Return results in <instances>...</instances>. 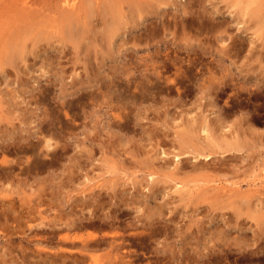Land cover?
Returning <instances> with one entry per match:
<instances>
[{
  "label": "rangeland",
  "instance_id": "obj_1",
  "mask_svg": "<svg viewBox=\"0 0 264 264\" xmlns=\"http://www.w3.org/2000/svg\"><path fill=\"white\" fill-rule=\"evenodd\" d=\"M14 1L0 0V48L6 49L7 53L11 48V52L12 47L18 45L15 42L20 41L24 34L26 38L22 37L26 44L23 45L27 51L21 53L23 59L21 55L17 58L22 59L16 60L15 63L19 64L14 67L17 68L0 60V197L5 196L3 189H6L7 196L14 201L12 210L8 212L9 219L5 213L6 206L0 210V264H54L59 258L56 256L55 261L54 256L58 254L65 256V259L61 258L65 263L60 261L61 264H109L108 261L112 263L117 253L115 246L120 247L119 242L125 246H121L123 250L119 249L122 255L128 253L134 258L137 254V264L150 260H155L153 264H178L179 261L191 264L189 259H185L187 254L207 252L211 245V232L232 213L235 204L228 198V189L239 187L241 191L252 194V198L258 200L256 202L264 204V48H261L264 3L261 6L259 0H254V4L252 0H202L201 8L192 4L194 0H171V5L159 11H167L172 23L174 16L185 12L189 18L195 10L192 14L195 20L191 17V22H197L198 16L203 14L208 19L215 16L224 22L223 30L211 27L213 24L202 35L195 30V25L184 29L167 27L169 29L165 32L161 28L151 29L141 37L142 44L138 43L133 30L136 22L132 24L131 19H127L126 9L123 11L124 21L126 23L127 19L129 27H125L130 31L122 27L123 33L121 28L111 42L98 35L100 37L90 40L88 49L83 51L81 47L73 50L71 44L62 43L61 36L53 29L62 24L61 19H57L65 9L62 0H37L42 9L39 12L35 6L38 11H35L36 21L34 17L32 21L28 18L26 21L20 12L21 1ZM154 2L148 0L149 6L146 3L143 6L145 12H142L143 8L140 11L145 19L152 18ZM9 3L17 4V8ZM184 5L187 7L185 11ZM248 5L251 6L250 12ZM257 5L262 9L252 16L251 10L254 11ZM238 10H242V14ZM187 11L191 12L190 15ZM8 13L16 18L10 16L13 23L7 21L6 16L11 15ZM248 13L250 17L246 15ZM61 18L63 22L66 20ZM29 27V33H25ZM64 27L60 29L66 35ZM210 28L214 29L213 33ZM13 29H16L15 34L11 33ZM219 29L224 33L216 35ZM35 32L39 33L38 36ZM46 32L51 33V38L49 35L46 37ZM52 33L55 35L51 36ZM219 34L224 35L221 37ZM10 35L13 36L10 38ZM191 36L202 41L197 42L198 39ZM16 37L20 39L16 40ZM148 37H154V40L150 41ZM122 41L126 46L120 49ZM174 42L181 45L192 43L197 49H200L197 46H202L207 53L198 57L193 51L176 47ZM163 43L161 52L157 53L156 46ZM166 45L168 49H165ZM224 47L226 51L231 50V54L235 51L236 57L222 55ZM75 51L80 52L79 56ZM166 54L183 59L182 70L174 72L176 70L173 69V72L164 74L154 71L152 66L160 65ZM189 59L194 63L187 61ZM3 66H7L6 69ZM45 128L52 134L48 135ZM48 136L52 144L50 148L45 145ZM236 142L244 149L236 153L232 150L228 154L230 152L226 149ZM19 146L28 152L18 153ZM163 153L168 157L164 159ZM175 154L182 157L179 171L172 166ZM196 154H211V159L194 158ZM151 174L153 180L150 179ZM175 182L184 184L189 191L187 194L192 192V196L179 202L178 193L172 192ZM82 204L86 209L81 207ZM109 214L116 218H106L108 224L102 219ZM151 218L157 221V233L147 225ZM74 220L91 226L83 230L76 226L69 228L67 224ZM99 220L103 221L102 224L98 223ZM224 221L223 225L225 223L226 228H231ZM243 222L245 228V224H250L249 220L244 219ZM54 225L57 229H53ZM113 225L116 235L112 232L115 230ZM136 227L138 229H134ZM245 232L249 234L252 231ZM229 233L231 237L237 236L234 227ZM89 234H96V241L100 243L101 240L102 246L107 244L103 246L106 250L101 246L98 250L91 248L78 253L84 247L79 238L86 239ZM66 235L68 239L62 243L60 236ZM112 240L115 248L111 246ZM131 251L136 254H131ZM73 254L75 257L81 255L76 259ZM259 261L242 264H264V260Z\"/></svg>",
  "mask_w": 264,
  "mask_h": 264
},
{
  "label": "bare ground",
  "instance_id": "obj_2",
  "mask_svg": "<svg viewBox=\"0 0 264 264\" xmlns=\"http://www.w3.org/2000/svg\"><path fill=\"white\" fill-rule=\"evenodd\" d=\"M21 2V7H19L21 10H20V12L23 14V16H24V18L26 17V21H27V18H28V21L30 20V21H32V19H33V17H34V19H35V21L38 19V17H37V15H36V13H35V11H37V7L39 8V12H40V10L42 9V8H40V5L37 3L38 1L37 0H20ZM63 2L62 3H64V10H62V9H60L61 7H60V5H59V9L60 10H58V12H60L61 10L63 11V12H61V15H59L60 16V18L58 17L57 19L58 20H63L62 18H61V16L63 17V18H65L66 20H64V22L63 21H61L60 20V22H62V24H63V26H62V24L59 26V24H58V26L59 27H54L53 29H55V32L56 33H58L61 37H60V40H61V42L63 43L64 42V44L65 43H69V45H70V47L72 46V48H73V50H79V48L81 49V50H83V51H85L86 49H88V46H89V41L90 40H92V39H96V37L98 36V35H100L102 38H103V40H107V41H112L113 40V37H114V35L115 34H117L116 32H118L119 30H121V28L122 27H124V29L126 28L125 26H128L129 24L127 23V19L128 18H130L131 19V22H132V24H133V22L135 21L136 22V25H135V23L133 24L134 25V27H133V30L135 31V35H136V38L138 39V43L140 44H142L143 42H142V40H140L141 39V37L147 32V31H150L151 29H158V28H161L163 31L162 32H165L166 31V29H169V28H167V27H183V29L184 28H188L189 27V25H192V26H194L195 25V27L194 28H197V29H195V30H198V32H199V34L200 35H202L203 33H204V31H205V29L206 28H208L209 27V25H211V24H213L211 27H220L221 29H222V27H224V26H222V25H224L221 21H219L218 20V18L217 17H215V16H213V17H210L209 19L208 18H206L205 16H204V14L203 15H201V14H199V15H201V16H198L199 18L198 19H196L197 20V22L196 21H194V22H191V20L189 19V18H193V16H192V14L194 13L193 11H195V10H192V14L190 15V11L188 12L187 11V13H189L188 15H190V17L189 18H187V16H185V12H183V13H181V15H179V16H174V21H173V23H172V21H170L169 19H168V15L169 14H167L165 11H163V13H160V11H159V9H161L162 7L164 8V6H169V5H171L172 4V2H171V0H152V1H155L154 2V4H153V6H155V10L153 11V12H151V14H152V18H150V19H145V17H143L142 15H141V13L142 12H145V6H146V4H148L147 6H149V3H147L148 2V0H88L87 2H85L84 0L82 1V0H79V1H76V0H62ZM201 1L202 0H194V1H192V4H194V5H198L199 7H201L202 5H200L201 4ZM256 1V0H255ZM258 1V0H257ZM5 2V1H4ZM15 2V1H14ZM16 2H17V0H16ZM15 2V3H16ZM58 2H59V0H58ZM84 2V3H83ZM188 2V1H187ZM240 3H241V1H239ZM258 2H260L261 3V6H262V3H264V2H262V0H259ZM11 3V2H10ZM9 3V4H10ZM19 3V2H18ZM47 3V2H46ZM146 3V4H145ZM153 3V2H152ZM151 3V4H152ZM252 3L254 4L255 2H254V0H252ZM260 3H258V4H260ZM2 4V3H1ZM48 4V3H47ZM61 4V3H60ZM184 4V3H183ZM188 4V3H187ZM7 5V4H6ZM10 5H14V6H16L15 4H10ZM43 5H44V3H43ZM57 5V4H56ZM145 5V6H144ZM252 5V4H251ZM19 6H20V4H19ZM35 6H37V7H35ZM47 6V5H46ZM144 6V7H143ZM249 6V5H248ZM261 6L259 5H257V7L254 9V11H252L251 10V15L253 16V15H255V14H257L262 8H261ZM7 7V6H6ZM14 8V7H13ZM16 8H17V6H16ZM19 8L17 9V10H19ZM56 8V7H55ZM142 8H143V10L144 11H142ZM182 8H184V11L186 10V5H184ZM189 8V7H188ZM190 8H192V6L190 7ZM198 8V7H197ZM196 8V9H197ZM202 8V7H201ZM261 8V9H260ZM127 9V11H128V14H129V17H127V19H126V23H125V21H124V13L125 12H123L124 10H126ZM149 9V8H148ZM147 9V10H148ZM193 9V8H192ZM194 9H195V7H194ZM199 9V8H198ZM197 9V10H198ZM239 9H241V8H239ZM243 10H244V8H242ZM249 9H251V6H249V8H248V10ZM264 9V8H263ZM167 10V9H166ZM187 10H190V9H187ZM200 10V9H199ZM202 10V9H201ZM247 10V11H248ZM13 11V10H12ZM140 11H142L141 13H140ZM239 11V10H238ZM242 10H240L238 13L239 14H242V12H241ZM246 11V10H245ZM8 12V11H7ZM16 12V11H15ZM15 12H11L13 15H14V13ZM38 12V11H37ZM147 12V11H146ZM197 12V11H196ZM199 12H201V11H199ZM204 12H205V10H204ZM237 12V11H236ZM249 12H250V10H249ZM11 13H8V14H11ZM33 13H35V14H33ZM45 13H47V14H49L48 12H45ZM62 13H63V15H62ZM127 13V12H126ZM148 13H150L149 11H148ZM208 13V12H207ZM206 13V14H207ZM244 13V12H243ZM9 15V16H6L8 19H7V21H12V23H13V21L14 20H12L11 19V17L10 16H12V18L14 19L16 16H17V14L15 13V17L13 16V15ZM37 14H39V13H37ZM60 14V13H59ZM144 14V13H143ZM195 14H197V13H195ZM6 15V14H5ZM19 15H20V13H19ZM244 15V14H243ZM247 16H249V13L248 14H246ZM36 17H37V19H36ZM237 17V16H236ZM250 17V16H249ZM24 18H22V19H24ZM32 18V19H31ZM173 18V17H172ZM262 18V17H261ZM11 19V20H10ZM16 19V18H15ZM17 19H18V17H17ZM194 19V18H193ZM19 20H20V18H19ZM19 20H18V22H19ZM58 20H56V21H58ZM149 20V21H148ZM195 20V19H194ZM40 21H41V19H40ZM66 21H67V23H66ZM193 21V20H192ZM262 21H264V19L262 18ZM22 22V21H21ZM130 22V21H129ZM216 22V23H215ZM32 23V22H31ZM37 23V22H36ZM35 23V24H36ZM57 23V22H56ZM192 23V24H191ZM261 23V25L263 24L262 22H260ZM260 23H258L259 25H260ZM67 24V25H66ZM128 24V25H127ZM30 25V24H29ZM64 25H65V27H64ZM196 25H197V27H196ZM259 25H258V27H259ZM51 26V25H50ZM132 26V25H131ZM60 27L63 29V27H64V29H65V34L66 35H63V30L62 29H60ZM129 27V26H128ZM225 27H226V25H225ZM257 27V26H256ZM262 27H264V24L262 25ZM18 28H20V27H18ZM38 28H40V27H38ZM43 28V27H42ZM42 28H41V31H42ZM192 28V27H191ZM194 28H192L193 30H194ZM216 28V29H217ZM227 28H229L228 26H227ZM261 28V27H260ZM17 29V28H16ZM15 29V30H16ZM21 29V28H20ZM20 29H17V30H20ZM26 29H27V27H26ZM29 30H26V32L25 33H29V31H30V27L28 28ZM34 29L36 30L37 29V27L35 28L34 27ZM46 28L44 27V30H45ZM100 29H101V31H100ZM126 29H128V28H126ZM211 29V28H210ZM209 29V30H210ZM257 29H259V28H257ZM14 30V29H13ZM15 30L14 31H11V33H14L15 32ZM43 30V31H44ZM51 30V29H50ZM129 30V29H128ZM131 30V29H130ZM129 30V31H130ZM194 30V31H195ZM206 30H208V29H206ZM212 30V29H211ZM210 30V32H214L213 30L211 31ZM218 30V29H217ZM223 30V29H222ZM225 30V29H224ZM229 30V29H228ZM226 31V35L229 33V31ZM262 30V29H261ZM28 31V32H27ZM40 31V30H39ZM39 31H37V32H39ZM47 31V30H46ZM48 31H49V29H48ZM6 32V31H5ZM10 32V31H9ZM8 32V33H9ZM18 32H20L21 33V31H18ZM18 32H17V34H18ZM120 32V31H119ZM155 32V31H154ZM206 32V31H205ZM220 32H222V31H220V29H219V31L217 32V34L216 35H218V33H220ZM228 32V33H227ZM33 33H34V31H33ZM36 33V32H35ZM40 33V32H39ZM39 33H36L37 34V36H38V34ZM47 33V32H46ZM121 33H123V28H122V32ZM160 33V32H159ZM208 33H209V31H208ZM222 33H224V32H222ZM255 33V32H254ZM15 34V33H14ZM50 32H49V34L47 33V35H46V37L49 35V38H51L50 37ZM255 34H257V33H255ZM263 34H264V30H263ZM9 35V34H8ZM25 38H26V36L24 35V34H22ZM22 35H21V40L20 41H17V42H19V43H17V42H15V44H18L17 45V47L16 46H14V47H12V51L11 52H9L10 51V49H7V50H9L8 51V53L6 52V49H4V48H0L1 49V53H0V55H4L5 53H7L6 55H4L3 57L2 56H0V60L1 61H3L4 60V63H9V64H11V65H13V67L15 66V65H18L19 64V62H18V64L17 63H15L16 62V60H18L17 58L21 55V53H23L24 52V54L26 53V51H27V49L25 48V46L23 45V40L25 39L24 37H22ZM27 35V34H26ZM43 35V34H42ZM55 34L54 33H52V35L51 36H54ZM221 37H223V35H221V34H219ZM229 35V34H228ZM227 35V36H228ZM3 36V35H2ZM11 36H13V35H10V38H11ZM15 36V35H14ZM18 36H20V35H18ZM27 36H29V34L27 35ZM31 36V35H30ZM35 36V35H34ZM100 36H98V37H100ZM194 36H196L195 34H194ZM215 36V35H214ZM260 36V35H259ZM261 36H262V34H261ZM8 37V36H7ZM179 37V36H178ZM178 37H176V41H177V38ZM189 37V36H188ZM192 37V36H191ZM197 37H198V35H197ZM205 37V36H204ZM230 37H232V36H230ZM13 38H15V37H13ZM53 38H55V37H53ZM115 38V37H114ZM149 39H150V37H148ZM154 38V37H153ZM152 38V39H153ZM179 38H182V37H179ZM193 38V37H192ZM196 38V37H195ZM195 38H193V39H195ZM202 38H203V36H202ZM218 38V37H217ZM220 38V37H219ZM234 38V37H233ZM258 38H261V37H258ZM2 39H4V38H2ZM18 39H20L19 37L17 38L16 37V40H18ZM33 39H34V37H33ZM152 39H150V41L152 40ZM172 39V38H171ZM174 39V38H173ZM185 39V38H184ZM184 39H183V41H184ZM187 39H190V38H187ZM186 39V40H187ZM192 39V40H193ZM196 39H198V38H196ZM227 39H228V37H227ZM257 39V38H256ZM1 40V39H0ZM16 40H14V41H16ZM26 40V39H25ZM27 40H29L28 39V37H27ZM40 40H41V38H40ZM45 40V39H44ZM154 40V39H153ZM182 40V39H181ZM200 39H198L197 40V42H200V41H202V40H200ZM206 40L207 41H209V39H208V37L206 38ZM231 40V39H230ZM236 40V39H235ZM259 40V39H258ZM9 41H11V40H9ZM30 41V40H29ZM33 41V40H32ZM31 41V42H32ZM85 41V42H84ZM146 41V40H145ZM160 41H162V39L160 40ZM160 41L158 42V44H160ZM172 41V40H171ZM175 41V40H174ZM0 42H2V41H0ZM21 42V43H20ZM40 42V41H39ZM61 42H59V43H61ZM84 42V43H83ZM103 42V41H102ZM149 42V41H148ZM154 42H156V41H154ZM153 42V43H154ZM221 42H222V40H221ZM220 42V43H221ZM234 41H233V39H232V43H233ZM33 43V42H32ZM31 43V44H32ZM47 43L49 44V42L47 41ZM92 43V42H91ZM96 43V42H95ZM120 43H121V41H120ZM147 43V42H146ZM166 43H168V42H166ZM172 43H173V41H172ZM182 43V42H181ZM188 43H190L189 42V40H188ZM187 43V45L185 44V45H181L180 43L179 44H175V42H174V44L176 45V47H179V48H181V49H183V50H188V51H193V54L194 55H198V57H200V55H201V53H203V54H206L207 52H205L206 50V48H202V46H197L198 48H200V49H197V48H195V46H193V45H191V44H188ZM223 43H224V41H223ZM7 44V43H6ZM24 44H26V43H24ZM30 43H29V45H31ZM35 44V43H34ZM47 44V45H48ZM93 44V43H92ZM100 45H102V44H104V42L101 44V42L99 43ZM148 44V43H147ZM201 44V43H200ZM225 44V43H224ZM224 44H223V46H224ZM251 44V47H252V42L250 43ZM253 44H255V43H253ZM12 45V44H11ZM91 45V44H90ZM163 45H165V43H163V44H161L160 45V47L159 46H156V51H157V53H159V52H161V48H162V46ZM202 45H204V42H203V44ZM207 45V44H206ZM234 45V44H233ZM6 46H10V45H6ZM41 46H42V44H41ZM97 46H99V45H97L96 44V48H97ZM103 46H105V44L103 45ZM124 46H126V43H123V41H122V44H121V46H120V49L121 48H123ZM168 45H166L165 46V49H168V47H167ZM231 46H232V44H231ZM238 46V45H237ZM255 46V45H254ZM3 47H4V45H3ZM32 47H33V44H32ZM36 46H34V48H35ZM44 47V46H43ZM42 47V48H43ZM49 47V46H48ZM91 47V46H90ZM102 47V46H101ZM111 47V46H110ZM207 47V46H206ZM210 47V46H209ZM229 47V46H228ZM234 47H236V46H234ZM233 47V48H234ZM14 48V49H13ZM170 48H172V47H170ZM208 48V47H207ZM211 48V47H210ZM230 48V47H229ZM232 48V49H233ZM253 49H254V47H252ZM252 48H249L250 50L249 51H251V49ZM259 47H257V49H258ZM261 48L263 49L264 48V36H262V43H261ZM31 49V48H30ZM36 49V48H35ZM44 49V48H43ZM42 49V50H43ZM50 49V48H49ZM63 49V48H62ZM62 49H60V50H62ZM98 49V48H97ZM102 49V48H101ZM103 49H104V47H103ZM105 49L107 50V48L105 47ZM119 49V50H120ZM212 49H214L213 47H212ZM217 49V48H216ZM32 50V49H31ZM30 50V51H31ZM44 50H46V49H44ZM117 50H118V48H117ZM142 50V49H141ZM224 50H225V47H224ZM224 50H222L221 49V51H223V54L222 55H227L228 57L229 56H233V55H235V57H236V54H235V51H234V54H231V50H228V51H224ZM36 51V50H35ZM35 51H34V53H35ZM39 51V50H38ZM63 51V50H62ZM65 51V50H64ZM63 51V52H64ZM72 51V50H71ZM92 51V50H91ZM95 51H96V49H95ZM103 51V50H102ZM214 51V50H213ZM233 51V50H232ZM239 51V50H238ZM32 52V51H31ZM89 52V51H88ZM97 52V54H95L96 55V57H97V55H98V51H96ZM33 53V54H34ZM80 53V52H79ZM79 53H77V51H75V54H79ZM83 53V52H82ZM93 53H94V50H93ZM219 53H220V51H219ZM218 53V54H219ZM222 53V52H221ZM236 53H238V52H236ZM251 53V52H250ZM253 53H256V52H253ZM252 53V54H253ZM259 53V52H258ZM264 53V52H263ZM32 54V53H31ZM107 54H108V52H107ZM188 54H190L189 52H188ZM217 54V55H218ZM86 55V54H85ZM250 55V54H249ZM24 56V55H23ZM75 56V55H74ZM79 56V55H78ZM160 56H161V54H160ZM253 56V55H252ZM251 56V57H252ZM256 56H257V54H256ZM100 57V56H99ZM155 57V56H154ZM255 57V56H254ZM253 57V58H254ZM21 58H22V55H21ZM81 58V57H80ZM79 58V59H80ZM183 58V57H182ZM219 58H223V56H220ZM234 58V57H233ZM261 58H262V56H261ZM23 59V58H22ZM22 59H19V60H22ZM188 59V58H187ZM257 59H258V57H257ZM18 60V61H19ZM76 60V59H75ZM89 60V59H88ZM255 60V59H254ZM70 61V60H69ZM87 61V60H86ZM187 61H189L190 63H194V62H192V60L190 61V59L189 60H187ZM75 62V61H74ZM79 62V61H78ZM182 62H183V59H181V58H179V57H172L171 55H169V54H166V56H164L163 57V59L161 60V63H160V65H153L152 66V68L154 69V71L155 70H159L158 71V73H167V72H173V69H175L176 71H174V72H178V71H180V70H182L181 69V67H182ZM3 63V62H2ZM71 63V62H70ZM86 63V62H85ZM88 63H89V61H88ZM155 62H153V64H154ZM8 64V65H9ZM0 65H1V63H0ZM7 65V64H6ZM7 65V66H8ZM86 65H87V63H86ZM7 66H3L4 68L5 67H7ZM18 67V66H17ZM17 67H14V68H17ZM75 67V66H74ZM2 68V66H0V69ZM6 69V68H5ZM86 69V68H85ZM4 71V69L2 70V72ZM7 71H8V69H7ZM139 71V70H138ZM10 72V71H9ZM125 72H127V71H125ZM157 72V71H156ZM46 73V72H45ZM44 74V73H43ZM77 74V73H76ZM45 75V74H44ZM166 76H168V75H166ZM165 76V77H166ZM170 76V75H169ZM171 77V76H170ZM73 78V77H72ZM167 79V78H166ZM171 79V78H170ZM73 81H75V80H73ZM167 81H169V79H167ZM167 83H169V82H167ZM259 84V83H258ZM75 85V84H74ZM81 86H79V88H80ZM205 88V87H204ZM81 90V89H80ZM81 94V93H80ZM83 97V96H82ZM82 97H81V99H82ZM78 98V97H77ZM80 98V97H79ZM85 112H88V111H85ZM89 114V113H88ZM52 126V125H51ZM50 126V127H51ZM53 128V127H52ZM46 129V128H45ZM43 131V130H42ZM53 131H55V130H53ZM204 131L206 132V130L204 129ZM45 132H47V134L48 133H50V135L52 134V131L50 132V130H48V129H46L45 130ZM42 133V132H41ZM209 133V132H208ZM43 134V133H42ZM47 134H45V135H47ZM54 134V133H53ZM56 134V133H55ZM49 135V134H48ZM207 135V134H206ZM209 135V134H208ZM49 137V136H48ZM47 137V140H45L46 142V147L47 148H50L51 147V145L52 144H50L51 142H49V141H51V140H49L50 139V137L48 138ZM45 138V137H44ZM17 143V142H16ZM18 145H19V143H18ZM22 145V144H21ZM26 145V144H25ZM28 145V144H27ZM45 145H44V147H45ZM232 146L231 147H229V144H228V146L227 147H229V149L227 148L226 150L228 151V152H230V153H228V154H231V151L233 150L235 153L238 151H241V150H243L244 148L242 147V146H240L241 144H238L237 142L236 143H232L231 144ZM16 146V145H15ZM13 147H14V144H13ZM13 147H11V148H13ZM3 148V147H2ZM10 148V147H9ZM18 148V147H17ZM30 148V147H29ZM33 148V147H32ZM31 148V149H32ZM55 149V148H54ZM57 149V148H56ZM18 151V153H22V152H26V150L27 149H24V147H22V146H19V148L17 149ZM47 150V149H46ZM46 150H44L43 152H44V154H46L45 152H47ZM90 150V149H89ZM14 151H15V149H14ZM33 151V150H32ZM49 151V150H48ZM27 152H28V150H27ZM35 152H37V151H35ZM42 152V153H43ZM53 154V153H52ZM210 155L211 154H209V155H203V154H196L195 156H194V158H199V157H203V158H205V159H207V160H209V159H211V157H210ZM233 155V154H232ZM42 156H43V154H42ZM51 156H54V155H51ZM163 157H164V159L165 158H167L168 156H167V154L166 153H163V155H162ZM226 156H227V154H226ZM229 156V155H228ZM45 157V156H44ZM162 157V158H163ZM227 158V157H226ZM219 159V158H218ZM42 160V159H41ZM182 160V157H180V155L179 154H175V155H173V160H172V162H173V169H177L176 171H179L178 169V165H179V163L181 164V161ZM222 161H223V159H222ZM36 162H38L39 163V161H36ZM42 161H40V163H41ZM219 162V161H218ZM229 162V161H228ZM47 163V162H46ZM219 164V163H218ZM223 164H224V162H223ZM223 164H221L220 163V165H223ZM196 166H198V165H196ZM194 168H196L195 166H194ZM28 169V168H27ZM172 169V170H173ZM197 169H199L198 167H197ZM11 170V169H10ZM213 170H214V168H213ZM23 171V170H22ZM198 171H200V170H198ZM9 172V171H8ZM23 173V172H22ZM24 173H25V171H24ZM171 173H175V172H172L171 171ZM176 173H178V172H176ZM175 173V174H176ZM1 174V173H0ZM4 174V173H3ZM15 174V173H14ZM13 174V175H14ZM19 174V173H18ZM5 176H6V174H5ZM207 176V175H206ZM2 178V177H1ZM150 179L151 180H153L152 179V174H151V176H150ZM10 180H11V178H10ZM9 180V181H10ZM5 182V181H4ZM4 182H3V185H4ZM12 182V181H11ZM1 183V182H0ZM13 183V182H12ZM5 185H6V182H5ZM8 187H9V185H8ZM15 187V186H14ZM148 190V189H147ZM228 190H230V191H226L228 194H229V197L228 198H230V199H233L234 201V203H232V204H235L234 206H233V210H232V213L229 215V216H227V219H226V221H224V219H225V215L223 216L224 218L222 219L224 222H226V223H229L230 225H231V228H233L234 227V229H236V232H237V236H234V237H231L230 236V233H229V231H231V228L230 227H228L227 226V228H226V225H225V223H224V225H223V221H222V223L221 222H219V223H221V224H219L220 226H218V229H215V231H213V232H211V239H210V243H211V245L210 246H208V248H207V252H201V251H197L196 253H195V255H193V254H191L192 255V257H191V255H189V254H187L188 255V257H185V259H189L190 260V262L189 263H191V264H242V262H244V263H247V262H253L254 263V261L256 260H260L259 262H261V260H264V204H261V202L259 203V202H256V201H258V200H254L253 198H252V194H250L249 192H243V191H241V188H239V187H233L232 189L230 188V189H228ZM187 191H188V189H186L185 187H184V184H179V183H174V185H173V187H172V192H175V193H178V195H177V198L179 197V202H181L182 200H184V199H187L188 197H191L192 196V192H190L189 194H187ZM3 192H5V196L4 197H0V210L2 209V207L3 206H6V217H7V219H9V211H11L12 209V206H13V200H12V198L10 197V196H7L8 195V191L6 190V189H3ZM189 192V191H188ZM225 192V193H226ZM219 193V192H218ZM11 195V194H10ZM227 195V194H226ZM42 197V196H41ZM146 197H147V194H146ZM180 199H181V201H180ZM128 201V200H127ZM230 201V200H229ZM261 201V200H260ZM103 202V201H102ZM125 202V201H124ZM138 202H140V201H138ZM263 202V201H262ZM116 203V202H115ZM119 203V202H118ZM137 203V202H136ZM111 204V203H110ZM135 204V203H134ZM134 204H131V205H134ZM144 204L146 205L147 203H145L144 202ZM261 204V205H260ZM84 205H85V203H84ZM86 205H88V206H86V207H90L89 206V204H86ZM127 205H128V203H127ZM138 206H140L139 204H137ZM136 205V206H137ZM144 205V206H145ZM83 206V204L81 205V207ZM117 206H119V205H117ZM130 206V205H129ZM135 206V205H134ZM116 207V206H115ZM125 207V206H124ZM14 208V207H13ZM127 208H129L128 206H127ZM140 208V207H139ZM11 209V210H10ZM83 209H86L84 206H83ZM112 209H114V208H112ZM136 209V211L139 213V211L137 210V208H135ZM122 210V209H121ZM120 210V211H121ZM124 210V209H123ZM122 210V211H123ZM128 210V209H127ZM134 210V209H133ZM142 210H144V208L142 207ZM81 211V210H80ZM80 211H78V213L80 214L81 212ZM90 211V210H89ZM130 211V210H129ZM135 211V210H134ZM135 211V212H136ZM140 211H141V209H140ZM84 212V211H83ZM103 212V211H102ZM133 212V211H132ZM131 212V213H132ZM136 212V213H137ZM143 211H141V213H142ZM13 213V212H12ZM15 213V212H14ZM120 213V212H119ZM3 214V213H2ZM79 214H78V216H79ZM100 214H101V212H100ZM106 214H108V211H107V213ZM122 214V213H121ZM85 215H89V213L88 214H85ZM95 215V214H94ZM97 215V214H96ZM99 215V214H98ZM110 215V214H109ZM105 215V218H103L102 220L105 222V223H108L109 224V221H107L106 222V218H108V219H111V220H114L115 218H116V216H114V214L113 215ZM123 215V214H122ZM82 216V215H81ZM102 216V215H101ZM136 216H138V217H140L139 215H136ZM99 217H100V215H99ZM132 217V216H131ZM221 218H222V216H220ZM77 218V217H76ZM248 222V220L250 221L249 223V225H248V223L247 224H245L246 225V228H245V226H244V219ZM82 219V218H81ZM80 219V220H81ZM100 219V218H99ZM120 219H122V218H120ZM242 219H243V221H242ZM80 220H78L77 222H76V220H74L73 222L71 221L70 223H68L67 224V226L69 227V228H72V226H76L78 229H81L82 228V230H83V228H85L86 226H91L90 224H87V225H83L81 222H80V224H78V222L80 221ZM97 220V219H96ZM100 221V222H98V223H101V222H103V221ZM138 220H139V218H138ZM141 220V219H140ZM142 220H143V218H142ZM150 220H152L151 222H149L147 225L148 226H150V230L152 231V232H154V233H157L158 232V226L156 225V223H157V221H155L154 222V219H150ZM83 221V220H82ZM130 221V220H129ZM93 222H95V220H93ZM97 222V221H96ZM95 222V223H96ZM111 222V221H110ZM146 222V221H145ZM148 222V221H147ZM59 223V222H58ZM135 223H137V222H135ZM139 223V222H138ZM141 223V226H142V222H140ZM61 224V223H60ZM102 224V223H101ZM112 224H113V222H112ZM121 224V223H120ZM134 224V223H133ZM49 224H47V226H48ZM51 225V224H50ZM49 225V226H50ZM55 225H57V222L55 223ZM54 225V226H55ZM64 225V224H63ZM99 225V224H98ZM97 225V226H98ZM116 225V224H115ZM115 225H113L114 227H112V228H114L115 229ZM132 225V224H131ZM233 225V226H232ZM248 225V226H247ZM61 226H62V224H61ZM96 226V225H95ZM96 226V227H97ZM103 226V225H102ZM101 226V227H102ZM105 226V225H104ZM108 226H110V225H108ZM107 226V227H108ZM118 226V225H117ZM140 226V227H141ZM58 227H59V225H58ZM92 227H93V225H92ZM111 227H109V228H111ZM128 227H129V225H128ZM131 227V226H130ZM133 227V226H132ZM138 227H139V225H138ZM54 228H56V226L55 227H53V229ZM66 228V227H65ZM160 228V227H159ZM52 229V228H51ZM52 229V230H53ZM57 229V228H56ZM76 229V228H75ZM94 229V228H93ZM129 229V228H128ZM134 229H138L137 227L136 228H134ZM148 229V230H149ZM253 229V230H252ZM61 230H62V227H61ZM71 230V229H70ZM77 230V229H76ZM96 230H98V229H96ZM96 230H95V232H96ZM112 230V229H111ZM119 230V229H118ZM117 230V231H118ZM147 230V229H146ZM145 230V231H146ZM160 230V229H159ZM163 230V229H162ZM168 230V229H167ZM170 230V229H169ZM168 230V231H169ZM246 230H249V231H252L253 232V234L251 235L250 233H252V232H250L249 234H247L245 231ZM58 231H59V229H58ZM106 231V230H105ZM104 231V232H105ZM115 232V234L114 235H116L117 233H116V229L115 230H112V232ZM167 231V232H168ZM235 231V230H234ZM11 232V234H12V231H10ZM61 232V231H60ZM63 232H65V231H63ZM66 232H67V229H66ZM113 232V233H114ZM150 232V231H149ZM160 232V231H159ZM248 232V231H247ZM48 233V232H47ZM134 233V232H133ZM151 233V232H150ZM160 233H162V232H160ZM67 234V233H66ZM12 235H14V234H12ZM27 235H30V234H27ZM152 235H154V234H152ZM58 236V235H57ZM119 236V235H118ZM155 236V235H154ZM157 236V235H156ZM79 237V236H78ZM117 237V236H116ZM60 238H61V240H62V243H63V240L65 241V240H67L68 239V236L66 235V236H60ZM101 238V237H100ZM151 238V237H150ZM77 239V238H76ZM80 240H81V243L83 242V245H84V247H82L83 249L81 250H77L78 251V253H81V252H87V251H90L91 250V248L92 249H94L95 248V250H98L99 249V247H101L102 245V242H101V240H100V243L98 242V241H96V239H97V235L96 234H89L88 235V238H84V237H80L79 238ZM91 240V241H90ZM92 240H94L93 242H92ZM103 240V239H102ZM253 240H255V242H252ZM74 241V240H73ZM77 241V240H76ZM88 241H90V242H88ZM107 241V240H106ZM106 241H104V242H106ZM117 241V240H116ZM49 242V241H48ZM47 242V243H48ZM59 242V241H58ZM72 242V241H71ZM75 242V241H74ZM78 242V241H77ZM80 242V241H79ZM112 242V247H113V240L111 241ZM115 242V241H114ZM124 242H126V241H124ZM129 242V241H128ZM138 242V241H137ZM65 243V242H64ZM130 243V242H129ZM105 244V243H104ZM103 244V246H105V245H107V244H105L104 245ZM142 244V243H141ZM116 245H117V243H116ZM119 245H120V247L122 246L121 244H120V242H119ZM130 245V244H129ZM135 245V244H134ZM72 246V245H71ZM102 246V247H103ZM124 246V245H123ZM122 246V247H123ZM131 246V245H130ZM151 246V245H150ZM81 247V246H80ZM115 247H117L115 250H117L116 252L117 253H115L114 254V258L111 260V262L112 263H110V261H108L109 262V264H137L138 262V260H137V254H136V252L134 253V255H135V257L134 258H132L131 257V255L130 254H128V253H125L124 255H122L121 253H120V247H118V246H115ZM115 247H113V248H115ZM122 247H121V249H122ZM125 247V246H124ZM127 247H128V245H127ZM72 248V247H71ZM70 248V249H71ZM77 248V247H76ZM104 248V247H103ZM73 249V248H72ZM72 249H71V251H72ZM105 249V248H104ZM104 249H102V250H104ZM62 250V249H61ZM106 250V249H105ZM123 250V249H122ZM157 250V249H156ZM206 250V249H205ZM50 252L49 253H51L52 252V250L50 249L49 250ZM67 251V250H66ZM93 251V250H92ZM137 251V250H136ZM150 252H154V251H151V249L149 250ZM59 252V251H58ZM68 252V251H67ZM110 252V251H109ZM108 252V253H109ZM111 252H112V250H111ZM123 252V251H122ZM149 252V253H150ZM64 253V252H63ZM70 253V252H69ZM68 253V254H69ZM131 254H133L132 253V251L130 252ZM45 254H46V252H45ZM54 254V253H53ZM57 254V253H56ZM72 254V253H71ZM110 254V253H109ZM49 255V254H48ZM63 255V254H62ZM61 254H58V255H53L54 256V258L57 256V258H58V261H56V258H55V263L56 264H61L62 262H64L65 263V261H63L62 259H65V256H62ZM66 255V254H65ZM75 254H73L72 256H74ZM78 255V254H77ZM79 255H81V254H79ZM78 255V256H79ZM87 255V254H86ZM91 255V254H90ZM95 255V254H94ZM112 255H113V253H112ZM145 255V254H144ZM69 256V255H68ZM76 256V255H75ZM74 256V257H75ZM77 256V257H78ZM88 256V255H87ZM130 256V257H129ZM148 256V255H147ZM151 256V255H150ZM45 257H47V256H45ZM44 257V258H45ZM77 257H75L76 259H77ZM81 257L82 256H80L79 258L81 259ZM85 257V256H84ZM110 257V256H109ZM152 257V256H151ZM47 258H49V257H47ZM62 258V259H61ZM93 258V257H92ZM158 258V257H157ZM156 258V260L158 261V259ZM68 259V258H67ZM71 259H72V257H71ZM84 259V258H83ZM144 259H145V256H144ZM144 259H142V260H144ZM185 259H183V260H185ZM46 260V259H45ZM48 260V259H47ZM52 260V259H51ZM70 260V259H69ZM73 260V259H72ZM86 260V259H85ZM60 261H61V263H60ZM77 261V260H76ZM147 261V260H146ZM155 261V260H154ZM153 261V262H154ZM49 262V261H48ZM53 262V261H52ZM51 262V263H52ZM58 262V263H57ZM66 262H68V261H66ZM74 262V261H73ZM137 262V263H136ZM153 262L150 260V261H148V262H145L146 264H153ZM37 263V262H36ZM38 263H42V262H39L38 261ZM50 263V262H49ZM48 263V264H49ZM54 263V264H55ZM69 263V262H68ZM77 263V262H76ZM79 263V262H78ZM81 263V262H80ZM145 263H143V264H145ZM183 263V262H182ZM182 263H180V261H179V263L178 264H182ZM257 263V262H256ZM43 264V263H42ZM53 264V263H52ZM184 264V263H183ZM188 264V263H187ZM251 264V263H250ZM259 264V263H258Z\"/></svg>",
  "mask_w": 264,
  "mask_h": 264
}]
</instances>
